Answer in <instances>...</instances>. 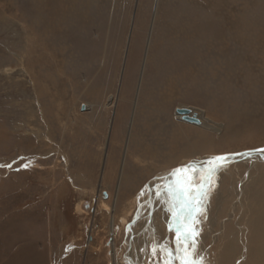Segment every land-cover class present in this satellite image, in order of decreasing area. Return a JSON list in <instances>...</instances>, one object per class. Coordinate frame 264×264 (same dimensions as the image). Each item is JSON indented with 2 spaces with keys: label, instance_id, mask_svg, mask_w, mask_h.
Segmentation results:
<instances>
[{
  "label": "rangeland",
  "instance_id": "1",
  "mask_svg": "<svg viewBox=\"0 0 264 264\" xmlns=\"http://www.w3.org/2000/svg\"><path fill=\"white\" fill-rule=\"evenodd\" d=\"M180 105L214 130L177 119ZM139 109L160 117L147 119L150 134ZM135 133L140 147L127 142ZM263 147L264 0H0V264H113L110 215L117 264L128 231L134 262L160 264L151 245L175 249L167 194L139 206L140 192L187 161ZM249 166L222 169L202 197L203 264L249 255L251 198H232L248 180L264 201V163ZM233 235L237 256L224 261Z\"/></svg>",
  "mask_w": 264,
  "mask_h": 264
},
{
  "label": "bare ground",
  "instance_id": "2",
  "mask_svg": "<svg viewBox=\"0 0 264 264\" xmlns=\"http://www.w3.org/2000/svg\"><path fill=\"white\" fill-rule=\"evenodd\" d=\"M74 5V4H73ZM77 12V11H76ZM156 46L158 44H155ZM154 45V46H155ZM161 53H163V51H161ZM147 55V53H146ZM174 58V57H173ZM157 60V59H156ZM146 61L148 62V59L146 60L145 58V61L144 63L146 64ZM155 62V60H154ZM158 62V60H157ZM160 62V60H159ZM153 61L150 63L151 65ZM180 63H181V60H180ZM179 62H177L176 64H173V66L175 67H179L181 66ZM171 64V63H170ZM149 63H147V69L150 68L148 67ZM155 65V66H154ZM153 66L156 67L155 68H152L151 71H154L155 74L158 73L156 72L155 70L159 71L157 68L159 67L158 64H154ZM167 68V67H165ZM174 70V69H173ZM180 70V69H179ZM170 71V70H169ZM149 72V70H148ZM154 75V74H153ZM156 76V80L159 79L158 77V74L155 75ZM158 76V77H157ZM154 80V81H156ZM153 81V82H154ZM152 82V83H153ZM160 82V81H159ZM160 85V84H159ZM171 86V85H170ZM159 87V86H158ZM177 87V86H176ZM162 88V87H161ZM156 89V88H155ZM210 89V88H209ZM153 90V89H152ZM164 90V89H163ZM166 90V89H165ZM152 92V91H151ZM167 92V91H166ZM169 92V91H168ZM155 93V92H153ZM158 93V92H157ZM169 96V95H168ZM157 97V96H156ZM166 97V96H165ZM171 97V96H170ZM174 97V95H173ZM162 98V97H161ZM114 99H115V96H109L108 98V104L109 105H112L113 102H114ZM154 99V98H153ZM144 100V99H143ZM159 100V99H158ZM157 100V101H158ZM147 102H145L146 104ZM137 104V103H136ZM150 104V103H149ZM143 106V105H142ZM147 106V105H146ZM151 108V107H150ZM182 108H186L185 106L183 105H180L177 109H182ZM190 107H188L189 109ZM85 109H88V108H84ZM142 109V108H141ZM141 109H139L141 111ZM176 109V110H177ZM191 109V108H190ZM136 110V107L134 109V112ZM144 110V108H143ZM142 110V111H143ZM154 110V109H153ZM175 110V111H176ZM191 114L189 115V118H195L196 120H198L199 122H201V125L200 127H207L209 130H214V125H212L207 118L203 117V115L200 113V114H197L193 109H191ZM142 111L139 112V119H141L142 121V127L144 130L143 132H145V134H150L151 132L149 131V128H147V119L151 118L153 120V116L152 114L150 113V115L147 117V118H144L142 117ZM151 111V110H149ZM145 112V111H144ZM157 112V111H156ZM163 112V111H162ZM149 113V112H148ZM142 114V115H141ZM145 115V114H144ZM200 115V116H199ZM120 116V115H119ZM124 114L121 116L122 118V121L124 120ZM160 117H157L155 116L154 120V124L157 123V122H160L158 119ZM176 118L179 119V120H185V117H183L182 115H179L177 114L176 112ZM150 120V119H149ZM178 120V121H179ZM121 121V122H122ZM117 125H118V130L120 132V121L118 119L117 121ZM155 126H160V125H155ZM154 127H152L153 129ZM136 130H139V128ZM135 130V131H136ZM159 131V130H158ZM118 132V133H119ZM137 132V131H136ZM138 133V132H137ZM137 133L133 134V135H130V137H128L127 139V142H131L132 146L133 144H136V147H140L142 144H143V140H141L140 138H135V136H138L136 135ZM154 136V135H153ZM197 137L199 138V143H198V150L200 151H204V149H207V143H205V138H204V135L202 134H199L197 135ZM134 138V139H133ZM147 140V139H146ZM198 140V139H197ZM147 142V141H146ZM208 144H211V141H209ZM193 145V144H192ZM194 146V145H193ZM142 149V148H141ZM264 149L263 148H260V149H257V150H253V151H249V152H244L242 154H236V155H229V156H225L227 157V163L222 166V167H219L214 175L211 177V183L209 185H207L204 189V192L207 194L208 192L211 193V194H216V192H214V189H215V186L218 184V182L220 181L219 178H218V175L220 174V171H222V169H229V168H232L233 167H236L240 164H248L250 165L249 166V169H247V173L248 174H251L252 172H254L256 169L254 167H256V165H262L264 163V151H260ZM190 150V149H189ZM192 150H195V147H192ZM211 158L209 157H205V158H199L198 160H192V161H187L186 163H184L183 165H181L180 167H184V166H195L196 168V172L194 173L195 176H199L201 173H200V170L202 169H206L207 168V162L210 160ZM198 165H202L201 167L198 166ZM245 166V165H243ZM180 167H177V168H180ZM235 170V169H234ZM226 171V170H224ZM172 172L170 173H163L162 175H159L155 180H152L143 190L144 192V195L141 196L140 194L138 195L137 197V203L139 206H141L142 203H145L147 202L146 204L148 206H151L150 202L152 201V198H158L156 196V187H158V185L162 186V184H170L172 183V181L175 179V177H173L171 175ZM254 175V173H252ZM246 177V176H245ZM242 178V177H241ZM247 178V177H246ZM246 181L248 180H245L243 183L241 181L238 182V184L235 185V183L232 185V198H234V204L233 205V208H242V203L244 201H246L247 199L249 200V198H251V205L248 207H246V212L245 213H248L247 215L253 217V219L251 220V222L249 223V226H246L245 228L241 229V239L243 241V245L245 244V248L243 247V250L245 251H248L249 255L245 256V254L243 255V257L241 258H236L234 259V257L237 256V252L238 250L236 251V249H238L237 245H236V238L235 236H229V242H224L223 244V247L221 248H224L222 249V256H220V258L222 257L225 261V259L227 260H236L234 264H260V263H263L264 261V212H262L261 208H262V204L264 205V201H260L259 198H261L259 196V194L257 193V191H254V188L253 186L251 188H249V186L246 183ZM159 186V187H160ZM141 193V192H140ZM163 193H165V190L163 189L161 191V195L160 197H165V195H163ZM103 195H107L108 194L106 192L103 193ZM220 196V195H219ZM264 199V198H263ZM167 200V199H166ZM153 202V201H152ZM158 202L161 204L162 201H160V198L158 199ZM232 203V202H231ZM167 204V203H166ZM207 204V203H206ZM102 206L107 210L109 211V214H111L112 212V209L113 207L111 208L110 210V207H108L107 205L105 204H102ZM144 208V207H143ZM146 208V207H145ZM147 209V208H146ZM166 209H167V212H168V206H166ZM142 210V209H140ZM232 210V209H231ZM240 210V209H239ZM238 210V211H239ZM147 211V210H146ZM143 213V212H142ZM169 213V212H168ZM170 214V213H169ZM171 215V214H170ZM167 221H172V217L169 218H166ZM123 225L126 224L125 223V220H123ZM174 224V222H172ZM175 225V224H174ZM224 226V225H223ZM108 230H109V235L111 237V242H110V248H111V251H112V256H113V264H117V254H116V249H115V245H114V238H115V230H116V227H115V219L112 215H110V219H109V223H108ZM130 230V228H129ZM223 232V231H222ZM221 234V232H219ZM247 233H248V236H249V241H248V247H247V240H246V236H247ZM223 234V233H222ZM233 234V233H232ZM127 240L128 242H126V248L130 249V252H129V256L128 258L126 259L127 260V264H136L133 260V254H132V244L134 243V241L132 242V234H131V231H128L127 232ZM29 240V239H28ZM236 241V242H235ZM241 241V240H239ZM135 244V243H134ZM242 244V243H241ZM239 244V245H241ZM240 247V246H239ZM247 247V248H246ZM135 251V250H133ZM134 253V252H133ZM221 255V254H220ZM226 262V261H225ZM225 262H222L224 264H227ZM138 263V262H137ZM140 264V263H139ZM219 264V263H218ZM221 264V263H220Z\"/></svg>",
  "mask_w": 264,
  "mask_h": 264
},
{
  "label": "snow or ice",
  "instance_id": "3",
  "mask_svg": "<svg viewBox=\"0 0 264 264\" xmlns=\"http://www.w3.org/2000/svg\"><path fill=\"white\" fill-rule=\"evenodd\" d=\"M226 163L225 156L213 157L207 162V168L200 170L199 176L194 175L197 171L195 166H184L172 171L171 175L175 179L164 188L167 194L168 212L175 224V226L173 223L168 225L170 231L173 229L175 231V249L153 243L151 255L157 258L159 252L160 264H174L175 261H178V264H203V258L196 252V237L199 235V229L196 227L199 221L196 215L201 212L202 197L206 195L205 187L211 183L215 171ZM140 195H144L143 190ZM160 195V191L157 190L156 196L160 197Z\"/></svg>",
  "mask_w": 264,
  "mask_h": 264
},
{
  "label": "water",
  "instance_id": "4",
  "mask_svg": "<svg viewBox=\"0 0 264 264\" xmlns=\"http://www.w3.org/2000/svg\"><path fill=\"white\" fill-rule=\"evenodd\" d=\"M175 112H177V114L182 115L183 117H185V120L187 123H191V124H196L199 125V121L196 120L195 118H189V114H191V110L188 108H182V109H177Z\"/></svg>",
  "mask_w": 264,
  "mask_h": 264
}]
</instances>
